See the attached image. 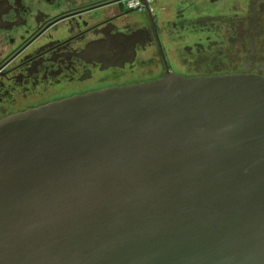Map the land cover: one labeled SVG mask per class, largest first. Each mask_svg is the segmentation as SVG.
I'll list each match as a JSON object with an SVG mask.
<instances>
[{
	"label": "water",
	"instance_id": "1",
	"mask_svg": "<svg viewBox=\"0 0 264 264\" xmlns=\"http://www.w3.org/2000/svg\"><path fill=\"white\" fill-rule=\"evenodd\" d=\"M0 264H264V78L171 74L1 120Z\"/></svg>",
	"mask_w": 264,
	"mask_h": 264
},
{
	"label": "flooded vegetation",
	"instance_id": "2",
	"mask_svg": "<svg viewBox=\"0 0 264 264\" xmlns=\"http://www.w3.org/2000/svg\"><path fill=\"white\" fill-rule=\"evenodd\" d=\"M0 0V121L163 79L264 78V0Z\"/></svg>",
	"mask_w": 264,
	"mask_h": 264
},
{
	"label": "built area",
	"instance_id": "3",
	"mask_svg": "<svg viewBox=\"0 0 264 264\" xmlns=\"http://www.w3.org/2000/svg\"><path fill=\"white\" fill-rule=\"evenodd\" d=\"M140 1L141 0H127L126 4L128 5V7H135L140 4Z\"/></svg>",
	"mask_w": 264,
	"mask_h": 264
},
{
	"label": "rangeland",
	"instance_id": "4",
	"mask_svg": "<svg viewBox=\"0 0 264 264\" xmlns=\"http://www.w3.org/2000/svg\"><path fill=\"white\" fill-rule=\"evenodd\" d=\"M156 1H158V2H159L160 0H156Z\"/></svg>",
	"mask_w": 264,
	"mask_h": 264
}]
</instances>
